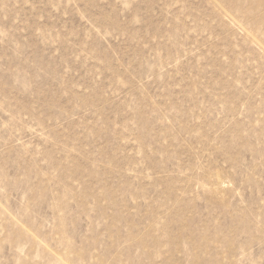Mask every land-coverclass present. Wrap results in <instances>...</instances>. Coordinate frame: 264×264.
Instances as JSON below:
<instances>
[{
  "label": "rangeland",
  "instance_id": "374dc122",
  "mask_svg": "<svg viewBox=\"0 0 264 264\" xmlns=\"http://www.w3.org/2000/svg\"><path fill=\"white\" fill-rule=\"evenodd\" d=\"M0 264H264V0H0Z\"/></svg>",
  "mask_w": 264,
  "mask_h": 264
}]
</instances>
